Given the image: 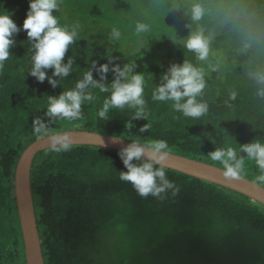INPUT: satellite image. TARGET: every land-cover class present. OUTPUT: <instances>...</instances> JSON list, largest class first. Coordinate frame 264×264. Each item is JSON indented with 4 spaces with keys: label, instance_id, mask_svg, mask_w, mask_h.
<instances>
[{
    "label": "trees",
    "instance_id": "trees-1",
    "mask_svg": "<svg viewBox=\"0 0 264 264\" xmlns=\"http://www.w3.org/2000/svg\"><path fill=\"white\" fill-rule=\"evenodd\" d=\"M194 3L205 9L199 21L191 20ZM28 6V0H0V12L7 11L18 26ZM56 15L61 26H78L77 41L66 53L76 64L61 88L27 74L31 53L24 30L16 34L12 55L0 71V264H25L13 173L20 153L40 137L33 132L32 118L43 115L48 95L74 87L92 60L134 61L135 71L143 72L147 119L134 120L132 131L144 140H165L173 153L220 167L208 156L215 147H238L258 138L264 142V99L256 96L259 86L250 76L264 72V0H63ZM138 21L147 23L149 31L137 34ZM209 26L214 30L209 57L199 61L177 35ZM113 27L121 32L118 41L109 39ZM184 61L205 73L202 99L209 111L199 119L151 98L160 74ZM93 76L98 78L94 70ZM107 76L110 81L112 72ZM92 91L96 99L82 106L83 120H56L50 130L86 129L128 139L125 125L133 110L112 109L109 120L101 119L97 113L108 93ZM232 91L235 101L229 100ZM144 123L150 128L139 133ZM117 153L77 144L70 151L45 148L34 155L30 185L44 264H100L94 255L105 235L133 245L105 264H264V205L167 167L166 175L179 191L142 198L119 179L124 166ZM259 174L255 163L246 161L243 176L255 181ZM149 221L164 227L162 237L141 230L139 241V231Z\"/></svg>",
    "mask_w": 264,
    "mask_h": 264
},
{
    "label": "clouds",
    "instance_id": "clouds-1",
    "mask_svg": "<svg viewBox=\"0 0 264 264\" xmlns=\"http://www.w3.org/2000/svg\"><path fill=\"white\" fill-rule=\"evenodd\" d=\"M62 2L63 0H28V10L21 26L10 18L7 11L0 12V71L12 55L10 49L17 43L16 34L24 30L31 53V67L27 74L39 83L47 81L53 89L61 88V82L70 76L76 64L75 57H66V53L78 37V26H73L70 30L59 22L56 13L61 10ZM204 14L205 9L200 3L192 5V21L201 20ZM134 31L137 34L146 33L149 31V25L138 21ZM120 38V30L113 27L109 39L118 41ZM210 41L211 37L205 36L203 29H200L191 33L184 40L183 46L194 52L197 60L206 61L209 57ZM112 59L108 58L109 63L99 64L92 60L89 70L75 82L74 87L60 91L58 95H48L43 115L32 118L33 132L37 136L48 138L51 151H70L73 142L71 135L52 132L50 124L56 120H83L82 106L96 99L92 90L108 93L98 110L99 118L109 120L108 113L112 109L133 110L131 119L125 125L131 133L127 139L129 143L117 153L124 166L119 172V179L129 182L142 198L150 195L162 198V194L170 189L175 195L179 188L168 179L165 170L171 153L168 143L162 139L144 140L141 135L132 131L135 127L134 120L147 119L143 72L135 71L137 65L134 61L119 65L111 63ZM93 70L98 78H94ZM109 71L112 72L110 81L107 76ZM250 76L259 86L256 96L264 99V72L250 73ZM204 77L203 69L191 62L172 63L166 72L160 74L159 83L154 84L151 98L156 102H171L174 111L184 117L199 119L209 111L208 103L202 99L207 86ZM236 98L237 93L232 91L229 100L235 101ZM149 128L150 125L144 123L137 130L139 133H145ZM208 156L213 162L222 165V175L229 180L240 179L245 174L246 161H253L260 172L254 182L264 185V142L259 138L238 144V147H215L208 152Z\"/></svg>",
    "mask_w": 264,
    "mask_h": 264
},
{
    "label": "water",
    "instance_id": "water-1",
    "mask_svg": "<svg viewBox=\"0 0 264 264\" xmlns=\"http://www.w3.org/2000/svg\"><path fill=\"white\" fill-rule=\"evenodd\" d=\"M54 133L70 134L72 145L88 144L116 151L129 143L127 139L120 136L86 129L73 128ZM117 137L119 139H116ZM45 148H50L46 137H39L28 144L20 153L13 173V194L22 234L25 264H44L33 207L30 168L36 152ZM166 167L231 189L264 205V186L256 184L245 176L235 180L226 179L222 175L220 166L171 152L166 161Z\"/></svg>",
    "mask_w": 264,
    "mask_h": 264
},
{
    "label": "rangeland",
    "instance_id": "rangeland-1",
    "mask_svg": "<svg viewBox=\"0 0 264 264\" xmlns=\"http://www.w3.org/2000/svg\"><path fill=\"white\" fill-rule=\"evenodd\" d=\"M198 30H183L177 35V39L180 42H184V40L193 32H196ZM205 36L212 37L214 30L209 26V28H206L203 30ZM148 220H153V219H148ZM141 230L145 232H151V235L155 239H160L162 237V234L164 232V227L161 224L154 223V221H149L148 223L144 224L142 226V229L139 231V236L137 237L139 241L141 239L139 237L142 236ZM136 238V239H137ZM100 245L98 247L97 252L96 249L94 250V257L96 261L100 264H105L106 262H112L115 260L117 257V252L121 251L123 254L126 253V250L132 249L133 245L130 242H125L122 240H119L116 236L114 235H105L101 238L99 241ZM136 246H139L136 242H134Z\"/></svg>",
    "mask_w": 264,
    "mask_h": 264
}]
</instances>
